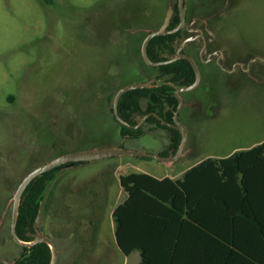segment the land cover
<instances>
[{"label": "rangeland", "instance_id": "obj_1", "mask_svg": "<svg viewBox=\"0 0 264 264\" xmlns=\"http://www.w3.org/2000/svg\"><path fill=\"white\" fill-rule=\"evenodd\" d=\"M174 1L0 0V255L14 258L19 252L8 237L12 196L30 170L47 157L118 147L123 141L111 120L113 96L123 83L144 79L137 72L127 81L114 77L104 90L103 81L95 80L103 76L100 60L86 58L98 50L89 44L100 39L106 45L108 21L122 9L136 16L146 9L160 22ZM225 1L226 11L208 25L213 29L214 23L220 31L211 48L222 49L230 63L244 55L264 61V0ZM120 63L124 71L133 67L129 59ZM260 66L264 71L263 65L255 68ZM252 76L215 86L220 110L215 117L204 114L188 123L184 152L172 164L122 156L61 170L46 189L38 222L56 239V264H135L138 252L125 262L114 242L111 211L125 197L120 175L179 178L207 157L263 142L264 82ZM169 135L156 129L124 140L123 148L159 154ZM90 195L96 202L86 203ZM98 195L104 201L98 202Z\"/></svg>", "mask_w": 264, "mask_h": 264}, {"label": "trees", "instance_id": "obj_2", "mask_svg": "<svg viewBox=\"0 0 264 264\" xmlns=\"http://www.w3.org/2000/svg\"><path fill=\"white\" fill-rule=\"evenodd\" d=\"M159 38L163 39L155 37L147 48L152 60ZM163 69L176 79L183 78L187 85L194 80L186 60L157 68ZM213 90L211 96L215 98ZM159 94H164L162 101L166 104H177L168 86L135 89L120 96L118 114L128 121L125 109L134 105L138 110V100L156 102ZM171 116L169 113L168 121ZM115 123L122 137H141L140 129L130 130ZM168 131L175 152L181 136L172 129ZM49 174L35 178L25 191L16 226L20 238L34 223L45 182L51 181ZM119 186L126 198L114 208L112 220L115 245L122 255L139 251V264H264V141L224 157H207L177 179L128 173L119 176ZM35 250L41 254L40 264H48L47 247L40 244Z\"/></svg>", "mask_w": 264, "mask_h": 264}, {"label": "flooded vegetation", "instance_id": "obj_3", "mask_svg": "<svg viewBox=\"0 0 264 264\" xmlns=\"http://www.w3.org/2000/svg\"><path fill=\"white\" fill-rule=\"evenodd\" d=\"M182 6L185 10L183 21H181V18H180V13L178 9V0H175L173 4H171V8L166 9V12L160 22L155 21L154 12L152 14L150 11H146V9H143L142 10L143 13L142 14L140 13L138 16L133 15L131 12L127 13L128 10L126 11L122 9L123 12L119 11L114 21H111V20L108 21L107 32L109 34V38L106 41V45H104L100 39L94 40L93 42L89 44L91 48H97L98 50L94 52L91 51L90 53L87 54L86 58L87 59L92 58V61L100 60V66L103 68V71H102L103 76L95 80H97L98 82H101V84L103 81V84L101 85L103 88L104 86H107L108 84H110V81L114 77L115 78L120 77L123 80L125 79L124 81H127L129 78L133 77V75H136L138 73L142 75L143 79L145 80V81L142 80L140 82L123 83L115 92L113 96V103H114V97L116 93L121 88L129 86V85L147 84L149 86L147 88H139V89H153V88L162 87V86H168L172 88L173 96L177 101V104L175 106L168 105L164 101H162L164 94H159V96H157L158 100L156 102L152 99L149 101L148 100L146 101L138 100L139 102L138 110L133 109L134 105H132L130 109H125L123 111V114L128 119V121H125L122 117H120V115L118 114V108L116 105L118 118L124 123H126L128 126L123 125L116 118V115L114 114V111H113V104H112V108L110 109L111 120L117 121L120 125L130 130L140 129L141 133L139 135L141 136L147 134L148 132L154 131L156 129H162L167 132H169L168 131L169 129L177 131L170 125L174 124V121H173L174 115L179 106L178 97L182 99V107L177 114V119H178V122L186 130L188 123L192 124L195 118L199 119V117L204 114L207 115L205 116L207 118L215 117V115L217 114V111L219 108L216 107V98H213L211 96L212 95L211 88L215 89V86L217 85H220V88L224 87L225 84L228 83V81L236 79L237 77L242 79V81H245L246 79L243 76L251 77L252 74L254 75V77L253 76L252 77L256 79V81L264 82V71L261 70V66L258 68H255V66L257 65L264 66V61L259 60L258 58H254L251 55H244L245 58L237 59L230 63L228 54L225 53L222 49H220L219 47H215L214 49L211 48L216 40V35L220 31L218 32L216 30V26H213L215 25L214 23L212 25L213 29H211L210 27L211 30L209 29L208 25L213 22L212 21L213 18L220 17L221 15H223V13L226 11L228 7L227 1H225V4H224L223 0H183ZM168 9L172 10V14L170 17L169 24L164 30L166 32L164 34L152 37L149 40L147 47H146V55H147L148 60L150 62L159 63V64L149 65L144 61L142 57V54H141L142 44L145 38L150 33L160 29V27L163 24V21H164V18H165V15ZM177 17H178V21L176 20ZM85 20L88 22L87 19ZM85 26L88 29L89 33L91 34L97 33V30L93 29L91 26L89 25H85ZM174 29H176L175 32H168ZM155 37H163V39L160 40L159 38L158 40H156L157 43H155L156 45L154 46L155 60H152L148 57L147 48H148L149 43ZM122 40L124 41L126 45L124 52L121 51V49L123 50ZM110 46H113L115 50H109ZM116 50H119V54L114 52ZM178 55H187V56H190L194 60L200 72V81L196 88L189 90V91H182V92L180 91L176 93L178 89L189 86L195 81V73H194V70L191 64L184 58H176ZM123 56H125V58H123ZM122 59H129L130 61H132L133 67H131L132 68L131 70L129 71L121 70L122 63L120 62L122 61ZM247 59H248L247 61L248 63L246 62ZM180 60H186L192 68V71L194 74V80L191 84H188V85L185 84V80L183 78L176 79L175 75L173 73H169L168 71H166V69H163L161 71L157 70V68L159 67L167 66V65H170ZM244 64L246 65L245 68L242 67V65ZM252 67H254L253 70H252ZM106 69L109 70L107 74L105 73ZM130 74H132V76ZM128 76H131V77H128ZM256 81L255 83H258ZM129 91H132V90H129ZM169 113H172L171 121H168ZM208 114L210 116H208ZM53 118H55L54 115L52 116V119ZM188 121H191V122H188ZM144 127H146V129ZM119 133H120V129H119ZM120 138L123 139V141L122 143H119V144H123L124 140L126 141L127 139H137L139 137L131 138V136L129 135H124L123 137L120 135ZM175 152H173V150L171 149V136L169 135L168 145H166L161 150L159 155L163 153H167L166 156H168L170 154H174ZM71 153H76V152H71ZM60 156H63V155L55 156L52 158L47 157L44 163L49 162ZM93 161H96V160H93ZM90 162L91 161L64 163V164L58 165L52 168L51 170L45 172V173H50L48 177L51 178V181L49 182L47 180L45 182L46 188L42 194V199L39 202L37 215L35 217V220H34V223L31 229L25 228V232L22 238L18 237L17 235V237L22 242L26 244L27 243L30 244L36 240V237H35L36 234H44L45 236L49 237L53 241L55 248H56V239L53 237V235L46 234L45 227L43 224L38 225L39 218L38 220H36L37 217H40L39 211H43L42 201H43L44 194L46 192L48 185L52 184V182L58 176V173L61 170L82 166ZM42 164H39L38 166ZM25 191L20 200V204L24 198ZM101 196L102 195L97 196L98 202L104 201V198H101ZM89 198L90 199L87 200L86 203L90 204V203H93V201L96 202L95 196L90 195ZM76 202H77V199H76ZM90 209L92 212L91 207ZM11 214H12V207H11ZM18 214H19V209H18ZM10 226H11V219H10V225H9V230H8V237L10 238L13 245L19 249V252L14 258H9L5 255H0V258H4L6 261L10 262L11 264H40L39 257L41 256V254L37 253V250L35 249H37V247L40 244H44L48 249V253H49L48 264H50L51 252H50L49 246L46 243L39 242V243L32 244L31 246H24V245L17 244L12 237ZM41 227H42V231L40 230ZM16 234H17V231H16ZM57 250L58 249L56 248V251ZM56 260H57V253H56Z\"/></svg>", "mask_w": 264, "mask_h": 264}, {"label": "water", "instance_id": "obj_4", "mask_svg": "<svg viewBox=\"0 0 264 264\" xmlns=\"http://www.w3.org/2000/svg\"><path fill=\"white\" fill-rule=\"evenodd\" d=\"M182 5H183V0H178V9H179L181 21L184 20V12H185ZM171 14H172V10L168 9V11L165 15L163 24L160 27V29L150 33L145 38V40L142 44L141 54H142L144 61L149 65H158L159 63H153V62H150L148 60L147 55H146L147 44L152 37L164 34L166 32L164 30L169 24ZM175 31H176V29H174L172 31H168V32H175ZM176 58L186 59L191 64V66L194 70V73H195V81L189 86L182 87V88L178 89L176 93H178L180 91L181 92L182 91H189V90L196 88L197 85L199 84V81H200V72H199V69H198L196 63L194 62V60L190 56H187V55H178ZM147 87H149L147 84H133V85H129V86L121 88L116 93V95L114 97L113 111H114V114L116 115V118L123 125L128 126L126 123L121 121L117 116L116 105H117L119 97L126 91L133 90V89H139V88H147ZM178 101H179V106H178L176 113L174 115V119H173L174 124L170 125L174 129H176L181 135L180 144H179V146H178V148L174 154H170V155L164 157V156H161L159 154L148 153V152L141 151V150H130V149H125V148L115 147V146L103 148V149L95 148V149L84 150V151L60 156L58 158H55L49 162H46V163L34 168L29 173H27L23 177V179L20 181L19 185L17 186L16 191L14 192V194L12 196V214H11V226H10V228H11V234H12L14 241L17 244L24 245V246H31L32 244L39 243V242L46 243L49 246L50 252H51L50 264H55L57 251H56V248H55L53 241L49 237L45 236L44 234H36L35 235L36 240L30 244H28V243L26 244V243L22 242L17 237L16 224H17V217H18V209H19V205H20V200H21L22 195H23L25 189L27 188V186L32 182V180H34L35 178L39 177L43 173L51 170L52 168H54L58 165H61L64 163H69V162L70 163L88 162V161H93V160H100V159L111 158V157H122V156L153 159V160H156L162 164H172L175 161H177L182 156V154L184 152V148H185L186 140H187V132L184 129V127L178 122V119H177V114L182 107V99H180L178 97ZM38 218L39 217H37L36 220H38ZM40 230L42 231V227ZM0 263L1 264H11L10 262L6 261L4 258H0Z\"/></svg>", "mask_w": 264, "mask_h": 264}, {"label": "crops", "instance_id": "obj_5", "mask_svg": "<svg viewBox=\"0 0 264 264\" xmlns=\"http://www.w3.org/2000/svg\"><path fill=\"white\" fill-rule=\"evenodd\" d=\"M167 176H165V177H160V178H157V179H163V178H166ZM156 178V177H155ZM168 178H170V177H168ZM170 179H177V178H170ZM122 190V189H121ZM125 194V193H124ZM126 198V195H125V197L123 198V201H124V199ZM122 201V202H123ZM120 203V202H119ZM118 203V204H119ZM118 204H116L115 206H114V208L118 205ZM114 208L112 209V211H111V217H112V212H113V210H114ZM211 208V207H210ZM209 212H211L210 210H209ZM261 220H262V222H261V225L264 227V213H262V216H261ZM211 226H212V224H211ZM114 231V230H113ZM115 242V241H114ZM118 250V249H117ZM119 252V251H118ZM133 252H138V255L139 256H137L136 258H137V261L135 262V264H139V262H140V252L139 251H133ZM132 252V253H133ZM120 253V252H119ZM132 253H130L128 256H124V255H122L121 253V255L124 257V259H125V262L127 261V259L131 256V254Z\"/></svg>", "mask_w": 264, "mask_h": 264}]
</instances>
